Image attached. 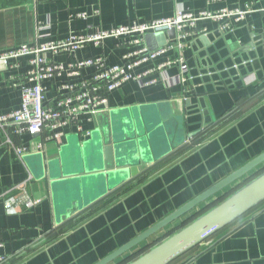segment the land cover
Listing matches in <instances>:
<instances>
[{"label":"crops","instance_id":"crops-1","mask_svg":"<svg viewBox=\"0 0 264 264\" xmlns=\"http://www.w3.org/2000/svg\"><path fill=\"white\" fill-rule=\"evenodd\" d=\"M245 5L253 12L232 22L229 31L219 30L210 20L197 24L205 34L192 38L184 53L192 77L184 87L176 82L177 63L161 69L155 85L127 81L107 96V105L98 114L79 119L89 136L68 126L60 142H44L43 151L36 148L42 137L12 129H7L8 137L0 132V258L17 260L15 264H97L264 153V0H0V53L20 45L62 40L69 34L169 18L178 9L196 14L244 9ZM75 13H83L85 19L71 18ZM159 35H146V47L160 46ZM129 51L120 41L106 40L98 48L86 45L76 52L47 57L68 65L101 56L114 66L122 64ZM171 58L177 59L178 54H163L136 67L134 73ZM26 62L22 58L0 69V114L19 107L20 86L27 82ZM91 73L92 69H84L80 76ZM69 80L62 76L42 82L48 103L58 95L59 84ZM244 98L249 100L237 107ZM247 104L248 109L236 120L181 153L232 109L244 110ZM124 127L129 132L136 128L147 133L158 147V160L164 153L171 157L180 152L179 156L128 194L47 242V236L63 223L123 186L116 177H107L102 168L104 148ZM179 133L185 142L173 152H160L179 141ZM7 138L30 151L18 158ZM262 167L264 163L109 264L151 245ZM24 182L26 193L39 202L31 209L19 207L8 214L6 201L19 195L13 188ZM261 210L227 233L202 242L184 264H264Z\"/></svg>","mask_w":264,"mask_h":264},{"label":"built area","instance_id":"built-area-1","mask_svg":"<svg viewBox=\"0 0 264 264\" xmlns=\"http://www.w3.org/2000/svg\"><path fill=\"white\" fill-rule=\"evenodd\" d=\"M251 12L253 11L249 5H246L244 9H221L215 12L201 10L196 14L178 9L174 16L169 18L93 31L84 35L70 34L62 40L20 45L2 52L0 53V69L8 67L10 62L16 64L18 60L26 59L27 82L20 86L19 107L14 111L0 114V132L8 137L7 129H12L17 134L24 133L31 137H42V140L36 144V148L42 151L45 146L44 142H60L64 136V128L68 126H74L78 132H84L85 136H89L90 132L83 130L79 119L86 117L89 120L98 114L106 107L107 96L121 87L123 83L137 81L142 86L155 85L158 83L155 75L161 69L175 63L179 65L177 84L184 87L192 80L185 63L184 53L192 38L205 34V29H197L200 21H213L217 23L219 30L229 31L232 22L238 23L244 20ZM76 16L85 18V15ZM170 31L175 33L172 39L167 36ZM148 34L164 35V44L150 50L145 45V36ZM106 40L120 41L130 49L123 56L122 64L107 67L102 57H96L63 65L47 57L48 54L76 52L86 45L100 47ZM170 51H175L178 58L166 59L155 67L134 73L136 67ZM84 69H92V73L88 77H81L80 73ZM62 76L70 80L60 84L58 95L53 102L48 103L42 82ZM76 78L78 79L75 80ZM6 141L14 145L9 138ZM14 151L15 155L21 158L30 151V148L26 145H14ZM13 189L19 191V195L6 201L8 214L17 212L19 207L31 209L38 204L39 201L33 200L26 193L25 182ZM3 261L4 259L0 258V263Z\"/></svg>","mask_w":264,"mask_h":264},{"label":"water","instance_id":"water-1","mask_svg":"<svg viewBox=\"0 0 264 264\" xmlns=\"http://www.w3.org/2000/svg\"><path fill=\"white\" fill-rule=\"evenodd\" d=\"M174 34V31H170L167 33V36L172 39L174 38ZM159 36L162 39L163 44L165 37L164 35ZM121 132L122 134L116 139L113 138L112 140L110 138L104 148V166L102 170L107 177L110 175L112 178H122L123 180H121V183L123 182L122 184L124 185L131 182L145 169L151 167L152 164L165 159L167 156L165 154L167 153L160 154L158 160L156 155L158 153V147L154 146L153 141V143L150 141V137L147 133L143 131L140 132L136 130V128L129 132L125 127L122 128ZM179 138L180 140L176 141L173 146L160 152H169V150L173 152L175 149L179 148L181 143L183 144L186 140L182 133H179ZM189 138H191V136L187 137V139ZM142 141L146 143L145 147L142 146ZM163 155L165 156L161 158ZM263 163L264 153L224 178L198 197L192 199L141 235L137 236L105 259L99 261L97 264H109L115 258L121 256L123 253L138 245L165 226L185 216L199 204L213 197ZM263 201L264 172L236 190L231 196L210 211L199 216L189 225L128 264H171L175 259L196 246H199L213 234L232 224Z\"/></svg>","mask_w":264,"mask_h":264},{"label":"trees","instance_id":"trees-1","mask_svg":"<svg viewBox=\"0 0 264 264\" xmlns=\"http://www.w3.org/2000/svg\"><path fill=\"white\" fill-rule=\"evenodd\" d=\"M74 15L75 14H73V16L71 18H73ZM74 19H85V18H74ZM78 35H81V34L79 33ZM98 57H101V56H98ZM86 59H93V58H86ZM103 61H104V59H103ZM104 63H105V61H104ZM105 65L107 67H110L106 63H105ZM56 79H58V78H55L54 80H56ZM60 84H59V86H60ZM259 94H260V91L257 93V95L254 98H256ZM259 97H258V99H260ZM263 97H264V95L261 98H263ZM248 100L249 99H247V98L242 99L241 101H239L236 104L237 107L240 104H242L243 102H246ZM248 105L250 106V104H247V106H246V108L244 110H242V107H240V108L235 107V110L232 109L230 111L229 115H227L226 117L222 118L215 125H213L212 127L208 128L207 130H205V133L206 134L203 135L200 139L194 140L193 141V144L190 145V146L183 147L181 149V153H183L184 151H189L193 146H195V145L199 144L201 141L205 140L212 133H215L216 131H218L219 129H221L222 127H224L225 125H227V124L231 123L232 121L236 120L239 116H241L248 109ZM199 134L200 133H198L196 136H199ZM178 153L180 154V152H178ZM178 153H176L175 155H172L171 157H166L162 161L157 162L154 166L145 169L141 173V175H138L137 177H135L130 183L124 184L123 186H121L117 190L113 191L112 193H110L107 196H105V197L101 198L100 200H98L91 207H89L85 211L81 212L78 216H76L73 219L68 220L65 223H63V225H61L60 227H58L55 231H53V233H50L47 236V242H51V241L55 240L56 238H58L59 236H61L64 233H66L67 231H69L71 229H74L79 224H81L84 220H87L89 217H92L94 214H96L100 210L106 208L111 203H113L116 200H118L120 197H122V196L128 194L129 192H131L136 186H138L139 184H141L142 182H144L149 175H152V174L158 172L163 167H165L168 163H170L173 159H175V157L179 156ZM263 172H264V167L260 168L253 175H251L249 178H247L244 181H242L241 183L237 184L234 188H232L231 190H229L227 193L223 194L222 196H220L219 198H217L213 202H211L208 205H206L200 211H198V212L194 213L193 215H191L190 217H188L185 221L181 222L177 227H175L174 229H172L170 232H168L166 235H164L163 237H161L160 239H158L157 241H155L151 245H148V246H145V247L141 248L140 250L136 251L135 253H133L132 255H130L129 257H127L126 259L122 260L121 262H119L117 264H128V263L134 261L135 259H137L141 255H143L144 253H146L147 251H149L150 249H152L156 245L160 244L162 241H164L168 237L172 236L176 232L180 231L181 229H183L184 227H186L187 225H189L191 222H193L199 216H201V215L205 214L206 212L210 211L212 208H214L215 206H217L218 204H220L221 202H223L226 198H228L229 196H231L236 190H238L239 188H241L242 186H244L245 184H247L248 182H250L251 180H253L257 176H259ZM261 209H264V201L261 202L260 204H258L257 206L253 207L245 215H243L241 218H239L238 220H236L232 224L228 225L224 229H222V230L216 232L215 234H213L211 237H209L208 239H206L205 242L208 241V240H210V239L217 238V237L221 236L224 233H227L233 227H235L236 225H238L240 223H243L253 213H255V212H257V211H259ZM197 248H198V246H196L195 248L187 251L186 253H184L183 255H181L180 257H178L177 259H175L171 264H178V263L179 264H184L187 261V259L197 250ZM180 261H182V262H180ZM16 262H17V260L15 261L14 259H11V260H8V261H4V262H2L0 264H15Z\"/></svg>","mask_w":264,"mask_h":264},{"label":"rangeland","instance_id":"rangeland-1","mask_svg":"<svg viewBox=\"0 0 264 264\" xmlns=\"http://www.w3.org/2000/svg\"><path fill=\"white\" fill-rule=\"evenodd\" d=\"M76 15H81V16H84V14H83V13H75V15H74L73 19H74V18H78ZM120 134H122V132H120ZM141 144H142V146H143V147H145V146H146V143H145L144 141H142V143H141ZM140 175H141V174H140ZM151 176H153V174H152V175H149V176L147 177V179H148V178H150ZM136 177H137V176H136ZM147 179H146V180H147ZM117 180H118V181H120V180H123V179L118 177V178H117ZM122 183H123V182H122ZM122 183H121V184H122ZM129 183H130V182H129ZM121 184H120V185H121ZM117 187H118V186H117ZM201 244H202V243H201ZM201 244H200V245H201ZM200 245H199V246H200ZM199 246H198V248H199ZM198 248H197V249H198ZM178 264H179V263H178Z\"/></svg>","mask_w":264,"mask_h":264}]
</instances>
